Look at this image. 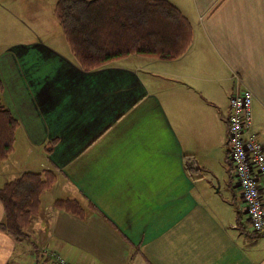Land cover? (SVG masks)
Returning <instances> with one entry per match:
<instances>
[{"label":"crops","instance_id":"1","mask_svg":"<svg viewBox=\"0 0 264 264\" xmlns=\"http://www.w3.org/2000/svg\"><path fill=\"white\" fill-rule=\"evenodd\" d=\"M167 1L190 29L189 47L175 58L131 54L134 62L84 71L65 37L68 51L35 32L37 42L11 41L0 51V99L18 121L10 157L21 135L50 161L25 170L9 157L0 173L9 179L25 171L55 174L47 190L56 189L54 225L43 229L49 237L43 244L74 264H264V230L252 229L226 128L230 96L248 88L252 129L264 143V0ZM55 3L49 9L42 1L59 23ZM12 6L22 7L21 0H0V9L26 26ZM36 26L26 29L48 30ZM222 161L230 176L225 191L212 169ZM205 174L217 186L202 184ZM214 189L219 197L206 199L204 191ZM57 200H70L77 213L57 208ZM76 214L111 236L110 252L88 247L93 225ZM3 216L0 202V221ZM55 224L79 225L82 235L70 241ZM0 233L3 264H55L41 260L31 235L16 242Z\"/></svg>","mask_w":264,"mask_h":264},{"label":"trees","instance_id":"2","mask_svg":"<svg viewBox=\"0 0 264 264\" xmlns=\"http://www.w3.org/2000/svg\"><path fill=\"white\" fill-rule=\"evenodd\" d=\"M54 14L74 62L84 71L131 54L175 58L190 45L188 22L167 0H57ZM17 128L18 121L0 106V164L14 150ZM55 144L50 142L51 147ZM56 182L52 171L43 170L25 171L0 185V230L16 242L29 237L41 210V194ZM55 202L57 208L77 213L70 200Z\"/></svg>","mask_w":264,"mask_h":264},{"label":"rangeland","instance_id":"3","mask_svg":"<svg viewBox=\"0 0 264 264\" xmlns=\"http://www.w3.org/2000/svg\"><path fill=\"white\" fill-rule=\"evenodd\" d=\"M42 1L44 0H21L22 7H18V6L11 7L15 15L20 20H22L24 25L26 26H22L21 23L20 24H18L17 22L14 23L11 20V18L2 9H0V51L11 41H16V42L30 41L31 39H34L35 41L39 40V38H37V36H35L33 32L38 34L43 41L52 43L53 45L59 48H61V45H63L65 50L67 51L69 50L64 40V36L61 34L62 31H61L60 25H55L56 23L55 18L50 12L44 9L42 5ZM54 1L57 2L56 0H46V3L49 2V9L51 8L50 5H52ZM30 7L39 8L40 11L36 13L35 11L30 10ZM39 21L44 22V24H42L40 28H48V30L42 32V31H33V30L26 29L27 26L35 28L34 26H36V23ZM56 24H59V23H56ZM58 36L61 38V40L60 38H58ZM132 55H135V54H132ZM132 55H129L130 57L129 56L121 57L120 59H117L116 61H119L120 63H125V64L134 62L133 61L134 58L131 57ZM0 106H3L5 108V105L1 101V99H0ZM10 159H12V161L16 160L17 167H18V164H20V166H23V167L27 165L26 167L28 168L25 170H38L42 168L40 166L41 162L46 163V166H50L49 164L50 161L47 159V157L45 158V156H43L39 150H36L33 144L25 143V140L23 136L21 135L18 136V142L16 144V154L12 155ZM0 168H1V165H0ZM212 169L215 171V173L217 174V177L219 178V181L221 182L222 190L225 191L226 188L224 189V186L226 187V184L230 179V176L228 175V172H227L226 162H224V165H223V161H222L221 165L218 164ZM7 179L9 178H6L3 174L0 173V185L6 182ZM202 184H209V186L211 184L213 186L214 185L217 186V183L214 181V176L207 175V174L203 176ZM55 190L56 189L54 188L50 191H45L41 194V211L38 217L33 221L31 230L29 231V235L32 236L31 239L32 240L34 239L36 244L39 247L41 260H44L47 258L48 260L53 261V258H56V259L60 257L64 259L66 258L57 250L50 248V251H48L46 248H49V246H47L46 244H43L47 239H49V237L43 234V229L44 231H45V228H48V227L53 229V225H54V218H51V216L49 215H50V208H51L50 199L53 197L54 194L56 195ZM214 192L217 194L216 190L214 189L213 191L208 190V195L204 191L203 195L206 199L218 198L219 196L214 194ZM221 193L223 194V192ZM225 197L229 198L228 195H225ZM56 198H65V197L57 196ZM74 216L82 217V216H78L77 214ZM82 218L86 219L83 222L88 227L93 225L89 222L88 220L89 217H82ZM55 226L57 227L58 231H66L67 237L70 241H75L76 239H78L79 234L82 235L81 232L77 231L80 228L79 225L72 224L71 226H68V227H62V226H59L58 224H55ZM85 239H86V243L88 244V247L93 248L94 246H97L99 249L102 248L103 250L102 254L110 252L109 248H111L112 245H114L111 239V236L108 233H102V232L97 231L95 228V225L91 226L90 230L89 229L87 230ZM32 244L34 243L31 242L29 243L28 246ZM83 244H85V242H83ZM18 248H20V246H18ZM88 252L90 253L89 257L91 259H94L95 254H93V252L91 251H88Z\"/></svg>","mask_w":264,"mask_h":264},{"label":"built area","instance_id":"4","mask_svg":"<svg viewBox=\"0 0 264 264\" xmlns=\"http://www.w3.org/2000/svg\"><path fill=\"white\" fill-rule=\"evenodd\" d=\"M252 104V92L239 86L229 98L226 128L229 159L241 197L253 231L260 233L264 230V143L252 129ZM53 262L74 264L62 257L53 258Z\"/></svg>","mask_w":264,"mask_h":264},{"label":"clouds","instance_id":"5","mask_svg":"<svg viewBox=\"0 0 264 264\" xmlns=\"http://www.w3.org/2000/svg\"><path fill=\"white\" fill-rule=\"evenodd\" d=\"M0 235H4L3 233H0ZM0 264H3V261L2 260H0Z\"/></svg>","mask_w":264,"mask_h":264}]
</instances>
